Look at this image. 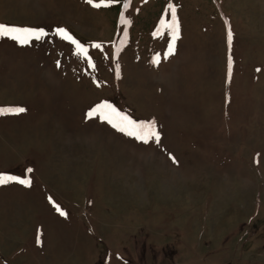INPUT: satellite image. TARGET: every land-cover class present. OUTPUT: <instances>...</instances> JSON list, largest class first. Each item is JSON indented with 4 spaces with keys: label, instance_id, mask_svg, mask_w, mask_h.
<instances>
[{
    "label": "rangeland",
    "instance_id": "obj_1",
    "mask_svg": "<svg viewBox=\"0 0 264 264\" xmlns=\"http://www.w3.org/2000/svg\"><path fill=\"white\" fill-rule=\"evenodd\" d=\"M0 25L47 33L0 39L26 109L0 117V264H264V0H0Z\"/></svg>",
    "mask_w": 264,
    "mask_h": 264
},
{
    "label": "snow or ice",
    "instance_id": "obj_2",
    "mask_svg": "<svg viewBox=\"0 0 264 264\" xmlns=\"http://www.w3.org/2000/svg\"><path fill=\"white\" fill-rule=\"evenodd\" d=\"M119 0H108L107 3H94L93 0H87V3H89L91 6L100 8V7H110L112 3H118ZM147 2V0H145ZM170 12L172 14L173 20H175V8H170ZM121 23L124 25H128L130 23L129 20H127L124 17H121ZM172 31V37H171V44L169 45V48L167 50V55L170 56L174 54V46L175 41L178 38V25L172 24L169 26ZM58 37H60L63 40H66L70 42L71 44L75 45L76 52L75 55L78 57H83L89 62V67H94V65L91 63V57L88 56L87 49L82 46L79 42H77L65 29H57L55 33ZM24 35L26 37H31L36 40L41 39L42 37L46 36L47 33L43 31H37V30H28V29H18V28H11L9 26L0 25V39L3 38H9L12 40L20 41V36ZM233 42V33L231 28L229 27L227 29V43L229 46V49L232 47ZM96 48H101V45H94ZM167 58V56L165 57ZM229 81L231 79V66H232V57L229 55ZM160 63V57L157 56L153 60L154 65H158ZM57 66H59V62H57ZM107 107V106H103ZM26 111L25 108L17 107V108H9L4 109L0 108V117L6 116V115H19ZM114 111V110H113ZM87 118H92V112H89L87 114ZM107 122L112 125L113 128H115L117 131L124 133L127 136L133 137L136 140L141 141L142 143H149L154 142L156 145H160L161 141V134L155 130V123H149V124H137L134 121L129 120L127 117H120L119 123L113 122L112 119L108 118ZM170 155V154H169ZM170 159H172L173 163H177L175 160V157L170 155ZM9 181H5L0 179V185H3L5 183H8ZM15 183L23 184L25 186H30L31 182L29 180H17L14 181ZM51 202V198H50ZM57 211L61 216H66V213L63 211H60L59 207L57 206Z\"/></svg>",
    "mask_w": 264,
    "mask_h": 264
}]
</instances>
